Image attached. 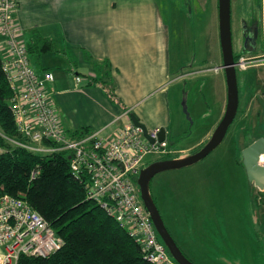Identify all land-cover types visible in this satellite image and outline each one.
Listing matches in <instances>:
<instances>
[{
	"label": "rangeland",
	"instance_id": "1",
	"mask_svg": "<svg viewBox=\"0 0 264 264\" xmlns=\"http://www.w3.org/2000/svg\"><path fill=\"white\" fill-rule=\"evenodd\" d=\"M158 2L171 28L174 70L183 64L177 77L187 76L172 88L174 119L185 118L189 132L181 139L171 135L174 159L176 151L195 147L219 125L221 108L228 99L227 87L224 90L213 70L215 65L201 62L215 56L220 41L219 0ZM231 4L235 54L244 52V27L259 29L255 51L250 49L243 56L250 64L237 70V116L221 146L206 159L159 174L149 185L166 227L194 264H264V201L260 202L264 192L249 182L242 157L246 147L264 138L262 0H231ZM195 70L204 73L194 74ZM158 159L149 156L146 165Z\"/></svg>",
	"mask_w": 264,
	"mask_h": 264
},
{
	"label": "crops",
	"instance_id": "2",
	"mask_svg": "<svg viewBox=\"0 0 264 264\" xmlns=\"http://www.w3.org/2000/svg\"><path fill=\"white\" fill-rule=\"evenodd\" d=\"M161 9L158 0H18L15 18L25 44L34 33L60 43L58 51L30 57V61L39 76L53 73L55 81L48 84V94L70 136L90 129L105 139L112 138L131 122L132 114L149 131L165 129L173 150L171 135L181 139L189 133L185 118L174 119L173 115L176 98L172 88L187 76L177 77V71L185 68L183 64L174 70L171 28ZM166 11L168 14V7ZM215 50L212 59L201 62L215 65V75L226 90L220 41ZM1 54H5L4 49ZM106 61L108 67L104 66ZM107 76L119 103L100 86L89 84L96 77ZM77 77L81 84H77ZM227 103L228 99L218 123ZM217 127L195 147L176 151L174 159L188 157L205 146Z\"/></svg>",
	"mask_w": 264,
	"mask_h": 264
},
{
	"label": "built area",
	"instance_id": "3",
	"mask_svg": "<svg viewBox=\"0 0 264 264\" xmlns=\"http://www.w3.org/2000/svg\"><path fill=\"white\" fill-rule=\"evenodd\" d=\"M18 0H0V51L3 71L14 91L11 109L23 141L11 142L38 155L67 152L75 176L87 175V198L101 205L142 248L152 264H177L166 249L141 199L137 178L146 159L172 155L169 144L158 142L159 130L150 131L152 144L132 122L112 138L91 133L74 139L63 126L48 94L53 73L39 76L32 67L15 13ZM264 16V0H262ZM250 64L243 56L237 70ZM81 84L80 77L76 78ZM1 152V150H0ZM35 176V175H34ZM63 239L26 201L0 198V264H18L22 255L46 258L59 251Z\"/></svg>",
	"mask_w": 264,
	"mask_h": 264
},
{
	"label": "trees",
	"instance_id": "4",
	"mask_svg": "<svg viewBox=\"0 0 264 264\" xmlns=\"http://www.w3.org/2000/svg\"><path fill=\"white\" fill-rule=\"evenodd\" d=\"M59 44L56 39L34 33L26 44L29 58L58 51ZM242 56L235 54L236 62ZM87 58L93 62L91 56ZM3 62L0 51V198L9 195L26 201L63 239L62 248L52 255H22L18 264H152L129 232L101 205L87 198L89 177L72 173L69 153L38 155L11 142L23 138L11 109L14 91L4 74ZM104 66L108 67L109 62ZM89 84L100 86L113 102L119 103L110 76L96 77ZM91 133L90 129H82L72 137L81 139ZM261 195L260 202L264 201V193Z\"/></svg>",
	"mask_w": 264,
	"mask_h": 264
},
{
	"label": "water",
	"instance_id": "5",
	"mask_svg": "<svg viewBox=\"0 0 264 264\" xmlns=\"http://www.w3.org/2000/svg\"><path fill=\"white\" fill-rule=\"evenodd\" d=\"M232 4L231 0H219V24H220V42L223 53V66L225 71L228 88V103L225 115L218 127L214 131L211 139L203 146L200 151L192 153L190 156L180 159L160 160L145 167L137 180L141 199L145 208L149 212L154 226L164 243L166 249L177 264H194L181 250L177 242L172 237L166 227L161 213L151 196L149 185L151 181L159 174L182 170L191 167L206 159L223 143L229 128L233 124L239 109V85L236 68L235 53L233 49L232 34ZM187 113L185 109V114ZM188 117V116H187ZM131 122L143 131L145 138L152 144L156 142L149 134V129L142 124L135 114L130 116ZM166 140L165 129H159L158 142ZM264 156V138H260L242 152L243 166L246 170L249 182L261 192H264V166L261 165V159Z\"/></svg>",
	"mask_w": 264,
	"mask_h": 264
},
{
	"label": "flooded vegetation",
	"instance_id": "6",
	"mask_svg": "<svg viewBox=\"0 0 264 264\" xmlns=\"http://www.w3.org/2000/svg\"><path fill=\"white\" fill-rule=\"evenodd\" d=\"M259 37V29L258 27L252 26V27H244V41L246 43L242 55H246L247 53H250V49L252 51H255V45H256V40ZM172 156V155H171ZM167 157H165L166 159ZM164 160V159H162ZM169 160V159H166ZM160 161V160H157ZM154 202L156 203L155 199L153 198ZM157 205V204H156Z\"/></svg>",
	"mask_w": 264,
	"mask_h": 264
},
{
	"label": "bare ground",
	"instance_id": "7",
	"mask_svg": "<svg viewBox=\"0 0 264 264\" xmlns=\"http://www.w3.org/2000/svg\"><path fill=\"white\" fill-rule=\"evenodd\" d=\"M264 162V156L262 157V159H261V163H263ZM264 164V163H263ZM263 164H261V165H263ZM264 166V165H263Z\"/></svg>",
	"mask_w": 264,
	"mask_h": 264
}]
</instances>
